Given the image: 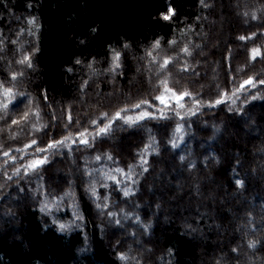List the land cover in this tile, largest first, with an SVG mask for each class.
Masks as SVG:
<instances>
[{
  "label": "trees",
  "instance_id": "1",
  "mask_svg": "<svg viewBox=\"0 0 264 264\" xmlns=\"http://www.w3.org/2000/svg\"><path fill=\"white\" fill-rule=\"evenodd\" d=\"M262 80L264 0H0V264H264Z\"/></svg>",
  "mask_w": 264,
  "mask_h": 264
},
{
  "label": "snow or ice",
  "instance_id": "2",
  "mask_svg": "<svg viewBox=\"0 0 264 264\" xmlns=\"http://www.w3.org/2000/svg\"><path fill=\"white\" fill-rule=\"evenodd\" d=\"M175 15V10L172 8L171 5L168 6V12L167 14H161V17L163 20L165 21H169L171 20V18ZM34 23V21H32ZM241 39H244V37H241ZM156 46H159V41H157ZM184 52H188L187 48L183 49ZM149 55H151V53H149ZM261 55L260 50L257 49H253L252 53H251V58L255 59L257 56ZM119 59H120V55L119 53H117L114 57V64L116 67H119ZM20 63H27L29 65V67H31V57L30 56H25L22 60L19 61ZM171 61L169 59H165L163 61V64L161 65V67H166ZM13 79H15V75H13ZM161 83L164 85V93H162L160 96L157 97V99L160 101V103L165 104L167 106V94L171 93V98L174 99L176 101V103L180 106L183 107L182 104H180V101L184 99L185 96H189L191 95L188 92H184L182 94H176L174 92H172L171 89H169L167 87V82L166 81H161ZM259 83L264 84V80L259 81ZM247 86H255V82L254 79L249 78L248 80L243 81L242 84L239 85V87L236 89V91H241L246 89ZM233 95H235V92L233 93ZM225 96L227 97L228 94L225 93ZM0 97H3V99H0V111L7 109L8 107V103L11 102V99L13 98V92L10 88H5L3 86V83L0 82ZM229 99L231 97H228ZM223 100H218L216 101V103H222ZM142 103H147V101H143ZM133 107L135 108H140L141 104H136ZM128 109H121L120 111H117L113 117L109 118V122L107 124H105V126L100 127L98 129V132H96L94 135H98L101 133H106L109 131V129L111 128L112 123L116 120V119H124L125 122H135L136 120H142L144 119L146 116L149 115V113L147 112H142L139 116H136L135 119L132 116H122L123 112H127ZM33 115H37L38 117V113H32ZM29 113L25 112V114L18 120H13L12 123L13 124H19L21 123V121H26L28 119ZM104 116H107V113L104 114ZM70 119V117H69ZM93 123L95 124L96 121H93ZM80 136L83 137V139H81L79 142L80 143H84L87 144L88 143V139H87V133L85 132H81ZM71 137H65L64 140L61 141H56L53 143H50L47 148H43V149H37V151H43V152H47L48 149L50 148H55L60 144H64L66 143V141L70 140ZM75 142V141H73ZM33 144L35 143V141L32 142ZM28 147H31V145H28ZM3 155L5 156H9L10 154L8 152H4ZM10 159H14L13 157H10ZM97 159H99V157H97ZM47 162V157L45 156L43 159H35L33 160L31 163L27 164V169L29 170H34L38 167H40L41 165L45 164ZM124 257H122L123 259Z\"/></svg>",
  "mask_w": 264,
  "mask_h": 264
},
{
  "label": "rangeland",
  "instance_id": "3",
  "mask_svg": "<svg viewBox=\"0 0 264 264\" xmlns=\"http://www.w3.org/2000/svg\"><path fill=\"white\" fill-rule=\"evenodd\" d=\"M234 15H235V14H234ZM237 17H238V15H237V13H236V15H235V19H236ZM225 20H227V19H224V20L221 19V20H220V21L223 23L222 26H226V25H225Z\"/></svg>",
  "mask_w": 264,
  "mask_h": 264
}]
</instances>
